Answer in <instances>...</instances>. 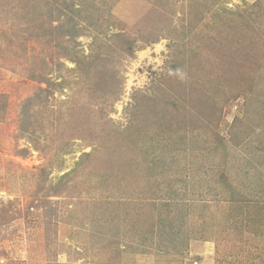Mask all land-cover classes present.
<instances>
[{
    "label": "rangeland",
    "instance_id": "374dc122",
    "mask_svg": "<svg viewBox=\"0 0 264 264\" xmlns=\"http://www.w3.org/2000/svg\"><path fill=\"white\" fill-rule=\"evenodd\" d=\"M0 264H264V0H0Z\"/></svg>",
    "mask_w": 264,
    "mask_h": 264
}]
</instances>
